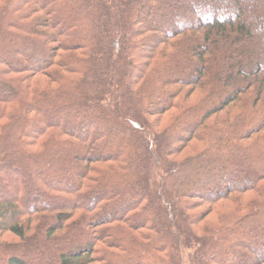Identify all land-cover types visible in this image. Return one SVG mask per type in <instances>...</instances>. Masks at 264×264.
<instances>
[{"label":"trees","instance_id":"16d2710c","mask_svg":"<svg viewBox=\"0 0 264 264\" xmlns=\"http://www.w3.org/2000/svg\"><path fill=\"white\" fill-rule=\"evenodd\" d=\"M0 264H264V0H0Z\"/></svg>","mask_w":264,"mask_h":264},{"label":"rangeland","instance_id":"374dc122","mask_svg":"<svg viewBox=\"0 0 264 264\" xmlns=\"http://www.w3.org/2000/svg\"><path fill=\"white\" fill-rule=\"evenodd\" d=\"M185 10H186V9H185ZM220 16H221V15H220ZM222 16H223V13H222ZM153 24L156 26V28H160V27H161L160 25H158V23H156V21H155V22L153 21ZM198 92H200V91H198ZM195 101H196V97L193 96L192 98L189 99L188 104H191V103H193V102H195ZM62 118H64V114H59V118H57V120L61 121ZM168 118H169V114H168V115H165V116L162 117L161 122H160V125H159V128H156V131H157V132H160V131H162V130L164 129V127H165L166 124H167L166 121L168 120ZM75 119H76L75 115H71V116H69V120L74 121ZM76 120H77V119H76ZM106 131H107V130H106L105 128H104V129L102 128V132H103V133H105ZM195 146L197 147L196 144H195ZM192 152H193V151H192L191 149H187V150L184 152V154L181 156L180 159L185 158V157L191 155ZM248 197H249V196H248ZM232 205H233V204L230 203L229 201H228V202H222L221 205L217 206V208H215L214 212H213L208 218H206V220L204 221V224H203V225H217L219 214H220V213H224V212H230V210H231L232 207H233ZM206 209H208V206H205V207L203 206V207H201L200 209H198V210L196 211V213H197V214H198V213L200 214L202 211H205ZM5 240H12V237H10V236H6Z\"/></svg>","mask_w":264,"mask_h":264}]
</instances>
